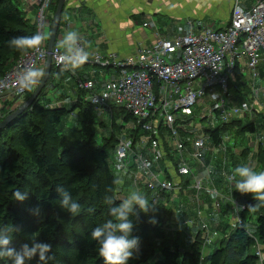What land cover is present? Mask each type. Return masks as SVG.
I'll return each mask as SVG.
<instances>
[{"label":"trees","instance_id":"1","mask_svg":"<svg viewBox=\"0 0 264 264\" xmlns=\"http://www.w3.org/2000/svg\"><path fill=\"white\" fill-rule=\"evenodd\" d=\"M23 15L16 0H0V78L10 68V62L12 64L20 54L34 48L36 39L24 40L19 44L13 42L20 37L36 38L34 22L31 23ZM238 70L236 67L234 80L229 81L230 93L234 94L238 103L249 102L250 89L242 81ZM104 72L108 73V70ZM58 76L59 72L51 65L49 79L40 95H44L48 86L54 85L53 81ZM76 93L78 102L72 108L52 106L44 96L41 105L37 106L35 102L39 100V95L22 116L0 131V225L19 224L23 227L22 234L14 240L17 247L29 242L30 238L50 243L53 246L54 264H104L98 254V245L91 238V231L111 219L104 196L110 195L119 203L126 197L117 196L118 183L126 186L128 180L118 181L115 175L112 152L115 149L117 127L110 124L111 130L104 137V143L101 141L99 146L96 145L93 131L96 110L84 102L83 91L77 89ZM43 100H48V103L44 104ZM57 100L61 101L60 98ZM75 109L82 133L81 144L78 148L60 151L64 142L61 131L67 123L66 117ZM123 114L120 111V116ZM258 115L255 109L257 119L234 118L228 124L204 132L213 146L227 148L225 157L232 159L229 165L224 166L223 156L215 160L219 153L215 155L209 150L206 156L208 161L212 160V189L223 193L217 198L218 209L213 210V199L203 192L199 197L205 201V208L194 207V211L187 209L191 215L183 211L179 204L187 205L188 199L194 205L195 202L192 200L194 191L189 190L193 175L182 178L185 192L164 197L155 205L156 209L147 214L141 212L138 217H130L135 224L133 235L139 236L141 241V254L130 264H264V201L254 200L253 196H249L250 193L241 194L238 200L226 194L227 189L239 179L234 174L235 168L246 166L248 162L252 163L251 168L256 166V170L264 171V114ZM128 119L129 116L124 117L125 121ZM111 120L115 123V109ZM261 134L263 141L257 143L255 153L250 147V138ZM235 151L239 155L235 156ZM168 152L170 156L171 152ZM183 156L187 158L185 163L188 166L193 165L196 170L200 168L188 159V153ZM253 156L256 157L254 163L251 161L255 159ZM170 159L174 166L178 165L177 158L170 156ZM225 175L234 177L231 185L226 184ZM58 185L66 187L73 199L79 202V214L71 215L61 208L56 192ZM17 188L30 192L26 201H15L12 194ZM138 188L149 201L142 185ZM237 193L234 191L232 197L237 198ZM223 197L228 200L220 202ZM170 198L174 201L173 208L163 204L168 203ZM90 207L94 209L92 213L87 212ZM37 208L39 215L32 211ZM175 210H178L177 214H174ZM210 210L215 213L210 214ZM200 211L206 216L204 222L209 234L201 238L199 234L192 241L193 231L183 226L184 221L196 217ZM235 212L240 215L236 223L233 220L236 218ZM152 217L157 221L155 224L148 222ZM204 237H208L210 242L205 243ZM202 245L210 248L206 255ZM32 264H36L35 259Z\"/></svg>","mask_w":264,"mask_h":264},{"label":"built area","instance_id":"2","mask_svg":"<svg viewBox=\"0 0 264 264\" xmlns=\"http://www.w3.org/2000/svg\"><path fill=\"white\" fill-rule=\"evenodd\" d=\"M229 2L230 21L222 29L209 23L195 26L186 21L173 29L170 38L158 34L153 20H145L141 26L153 31L156 39L150 46L137 44L127 56L87 50L83 39H78L66 51L58 41L50 52L57 72H70L72 64L112 72L102 81L77 78L75 85L84 92V102L95 108L97 116L109 113L112 118L114 109L124 113L116 117L121 122L118 126L115 124L118 129L113 153L115 175L118 181L128 180L127 186L135 191H140L138 187L142 185L149 201L155 205L165 195L173 197L185 192L182 178L192 175L185 161L174 166L168 157L170 151L180 157L188 153V159L202 170L205 181L193 177L189 187L195 191L192 200L197 208L206 207L199 197L206 192L213 199L216 207L213 210L218 209V192L211 189L212 160L208 161L206 156L209 150L216 154L225 153L227 148L213 146L205 131L194 127V122L198 123L196 109H202V119L215 118L219 125L228 124L234 118H254L258 93L255 92L256 101L234 105L229 81L240 63V71L247 72L253 84L259 77L260 67L264 71V0H250L248 6L241 0ZM23 5V9L30 6L35 12L36 42L0 78V101L12 98L16 102L31 93L41 79L48 55V38L44 32L49 17L54 14L52 0H23ZM125 116H129L126 121ZM0 119H3L1 106ZM127 157L129 165H125ZM233 180L232 175L227 177L229 185ZM170 200L163 204L168 207ZM205 217L200 211L196 217L184 221L183 226L193 231L192 241L196 231L209 234ZM235 217L236 223L239 219ZM193 225L197 226L195 230L191 229ZM204 238L205 243L210 242L208 237Z\"/></svg>","mask_w":264,"mask_h":264},{"label":"crops","instance_id":"3","mask_svg":"<svg viewBox=\"0 0 264 264\" xmlns=\"http://www.w3.org/2000/svg\"><path fill=\"white\" fill-rule=\"evenodd\" d=\"M16 2L25 17L33 23L34 21H32L33 18L31 14L34 11L30 10V6L23 9V0H16ZM66 2L67 12L65 16L62 13L56 38V42L59 41L62 44V49L65 51L68 49V46L65 44L64 38L69 32H75L78 39H83L85 41V48L87 50L93 49L105 54L127 56L134 51L137 44L150 46L155 41V33L141 26L145 20L154 19L153 21L155 22V16H160L162 21L165 20L162 12L157 10L158 2H156V0H66ZM241 2L247 6L250 4V0H241ZM198 6V14L209 10L210 19H203L205 17H202L200 19H188L184 22L190 21L195 26H198L200 23H209L216 29H222L229 23L231 17V4L229 0H199ZM90 10L95 21L85 23L86 20H84L83 16L90 14ZM157 28L159 35L170 38L173 37V29L169 35H165L161 34L158 25ZM87 29H89L90 32L86 33ZM241 67L242 63L238 65V71L242 76V81L250 89L249 103L253 100L256 101L255 92H257L259 95L257 101L258 105L256 107L257 115L258 113L264 114V71H262V67H260L259 77L253 84L247 72L240 71ZM43 71L44 68L42 73ZM110 75H112V72L105 73L101 70H94L90 66L81 68L78 65H72L70 72H59L58 78L53 81L54 85L48 86L44 90V94L46 95L44 97L51 100L52 106H71L78 102L75 79H97L102 81L107 79ZM230 80L233 81L234 77H231ZM50 90L52 93H49ZM50 94L54 95L52 99ZM230 94L234 105H236L238 101L235 99L232 92ZM57 98H60L61 101L58 102ZM15 101L16 102H14L12 98L0 101L3 119L11 111H14L26 101L25 96ZM245 102L246 101L243 103ZM253 117L254 119L258 118L255 116V112ZM3 119H0V121ZM245 119L250 118L247 117ZM250 144L253 147L254 144H252V142H250Z\"/></svg>","mask_w":264,"mask_h":264},{"label":"clouds","instance_id":"4","mask_svg":"<svg viewBox=\"0 0 264 264\" xmlns=\"http://www.w3.org/2000/svg\"><path fill=\"white\" fill-rule=\"evenodd\" d=\"M29 39L36 38L20 37L13 42L19 44ZM77 40L75 32H69L64 38L69 49ZM234 174L239 177L233 185L235 191L241 194L252 193L254 200L264 201V171L256 172L250 167L240 166L235 168ZM56 192L63 210L71 215L80 213L81 205L73 199L72 193L66 187L58 185ZM29 194L30 192L17 188L12 195L15 201L24 202ZM104 203L108 206L111 219L93 228L91 238L98 245V254L103 258L104 264H130V261L138 259L141 254L140 237L133 235L135 224L130 217H138L141 212L147 214L154 209L155 204L135 190L119 203L112 196L105 195ZM32 211L39 215L38 208ZM93 211L91 207L87 209L88 213ZM148 222L155 224L157 221L152 217ZM22 232L23 227L19 224L0 225V264H32L34 259L36 264H54L53 246L50 243L30 238L29 242L21 243L17 247L14 240Z\"/></svg>","mask_w":264,"mask_h":264},{"label":"rangeland","instance_id":"5","mask_svg":"<svg viewBox=\"0 0 264 264\" xmlns=\"http://www.w3.org/2000/svg\"><path fill=\"white\" fill-rule=\"evenodd\" d=\"M210 1H212V0H210ZM156 2H158L157 3V10L162 12L163 17L165 19L164 21H162V18L160 16H155V22L159 26L161 34L169 35V33L172 31V29L179 28L180 26H182L185 23L184 21L188 20V19H200L202 17H205L203 19H210L209 10L208 11H204L201 14H198L199 9H197V7H199L198 6L199 0H156ZM66 7H67V2H65V6H64V11H63V15L64 16H65V13L67 12ZM53 10H54V7L51 8V11H53ZM90 12H91V10H90ZM34 16H35V12H33L31 14L32 18H34ZM83 17H84V20H86L85 23H89L90 21H95L94 18H93L92 12L90 14L84 15ZM49 31H50V29H48V28L45 30V38H49ZM88 32H90L89 29L86 30V33H88ZM162 37H164V36L162 35ZM17 58H15L14 60H16ZM13 63H14V61L12 62V64ZM12 64L10 62L9 66L10 65L12 66ZM79 67L82 68V67H85V66H79ZM58 92H60V91H58ZM49 93H52V91L50 90ZM31 94L32 93H28L27 94V99L31 96ZM43 96H46V95L45 94L44 95L43 94L40 95L39 96V100L37 102H35V105H37V106L41 105L40 101L42 100ZM50 96H51V99L54 97L53 94H50ZM204 101H205L206 104H209L208 98H205ZM43 102H44V104H46V103H48V100H46V101L43 100ZM50 103H51V100H50ZM72 105H71V108H72ZM236 105H240V104L237 103ZM67 107L69 108L70 106H67ZM77 114H78V111L75 109L71 114H69L66 117L65 121H67V123L64 126L65 128L62 129V131H61L62 135L64 136V138H63L64 142L60 146V151L65 150V149H70V148H78L80 146V144H81L82 133L79 131V126H78L77 118H76ZM195 115H196V117L198 119V123L194 122L195 123L194 127H196V126L200 127L201 131H210V130H213L214 128H216L217 126H219V123H218L217 119H215V118L208 117V118H206V119H204L202 121H199L200 118L202 119L203 116H204L203 112H202V109H196L195 110ZM119 116H120V111L118 109H115V123L113 122V120H111L109 113H105L102 116H97L96 120L93 119L94 120V123H93L94 124L93 125L94 130L93 131H94V134H95V136H94V140L95 141L94 142L96 143V145L99 146L101 141H102V143H104L103 142L104 137H107L109 132H110V130H111L110 129V124H112V125L116 124V126H118L120 124L121 119H118V120L116 119V117H119ZM245 120H250V119H245ZM101 123H103V125ZM250 139H251L252 144H254L252 151L256 153V149H257L256 145H257V143L260 140L263 139V135L261 134L259 136H255V137L252 136V138H250ZM237 146H238V142H237ZM250 147H252V146L250 145ZM112 153L115 154V150H113ZM225 154H227V151L225 153H219V155H216L215 160L218 159V158L222 159V156H223V159H222L223 160V164H224V166H227V165H229L230 162H232V159H227L225 157ZM234 154H235V156L239 155V152L235 151ZM170 156L175 157L177 155L176 154H170ZM170 156H168V157H170ZM254 158L255 159L251 160L252 162L256 160V157H254ZM177 159L180 161V163L182 161H186V159H185V157L183 155H182V157L177 156ZM126 160H127V162H125V165H129L128 164L129 158L127 157ZM226 161H227V163H226ZM255 165H257V164H255ZM160 166H161V164H160ZM189 166L191 167L192 175H194V176H192V178L195 177L196 179H202L203 181H205V178H203V175H202V172L200 171L201 170L200 168L196 170L193 167V165H189ZM246 166L251 168V165L248 162H247ZM209 168H210L211 173H212L211 164L209 165ZM251 169H253L256 172H260L261 171V170H259V171L256 170V166H255V168H251ZM194 170H195V173H194ZM228 176L229 175H225V178L228 177ZM211 181L212 182L214 181V177H213L212 174H211ZM226 184L228 185L229 183L226 182ZM118 186L119 187L121 186L120 182L118 183ZM232 189H233V191H231ZM132 191H134V189H132L131 187H128L127 185L126 186H122V190H117V195L121 196V197H127L130 194V192H132ZM234 191H235L234 187L232 186L231 188L227 189L226 194L229 197H231L233 200L234 199L238 200V197L241 195V193H237V198H236V196L232 197V193ZM170 193H172V191ZM193 195H195V191H194ZM218 195L221 196V195H223V193L222 192H218ZM190 196H192V195H190ZM249 196H253V194L250 193ZM223 198L220 200V202H222L223 200L224 201L228 200L225 197H223ZM170 201H171V205L169 204L167 208H173V206H174V201L172 199ZM179 205H180L179 207H183V211H186L187 209H189L191 211H194V207L197 208L196 203L194 205L193 202L190 201L189 199H188L187 205L186 204H182V203L179 204ZM212 208L216 209V207H214V206H212ZM177 211L175 210L174 214H177ZM187 213L189 214V212H187ZM209 213L213 215L215 212L210 210ZM234 214L240 220V215L236 214V212ZM189 215H191V214H189ZM196 228H197L196 225H193L191 227V229H194V230ZM199 234H200V238H201L202 237V232L198 233L196 231V234L194 236L198 237ZM202 246H203V248H205L203 250V252H204V255H206L209 252L208 249H210V248L205 247L204 245H202Z\"/></svg>","mask_w":264,"mask_h":264},{"label":"water","instance_id":"6","mask_svg":"<svg viewBox=\"0 0 264 264\" xmlns=\"http://www.w3.org/2000/svg\"><path fill=\"white\" fill-rule=\"evenodd\" d=\"M65 2L66 0H58L55 11H54V17H53L52 24H51L50 31H49V41H48V49H47L48 55H47V59L45 62L44 71L42 73L41 79L37 87L35 88V90H33L31 96L23 104H21L14 111H11L8 115L5 116L3 120L0 121V131L5 129L9 124H11L13 121H15L20 116H22L24 111L27 108H29L34 103L35 100H37L38 95L41 93V91L45 87L49 79L51 65H52L50 52L56 41V36L58 33L60 20H61L62 12L64 10Z\"/></svg>","mask_w":264,"mask_h":264},{"label":"bare ground","instance_id":"7","mask_svg":"<svg viewBox=\"0 0 264 264\" xmlns=\"http://www.w3.org/2000/svg\"><path fill=\"white\" fill-rule=\"evenodd\" d=\"M57 2H58V0H57ZM52 4H53V7H55V4L57 5V3H56V0H52ZM56 8V7H55ZM63 13V12H62ZM24 16V15H23ZM53 17H54V14L51 16V17H49V25L46 27V29L48 28V29H50V27H51V24H52V20H53ZM61 18H62V16H61ZM60 22H61V20H60ZM59 27H60V25H59ZM58 31H59V29H58ZM45 33V32H44ZM58 34V33H57ZM56 38H57V36H56ZM48 41H49V38H48V40H47V47H46V49H48ZM55 43H56V41H55ZM54 46H55V44H54ZM54 46H53V48H54ZM52 48V49H53ZM52 51V50H51ZM47 53H48V50H47ZM72 65H75V64H72ZM71 65V66H72ZM45 88V87H44ZM43 88V89H44ZM35 90V89H34ZM43 91V90H42ZM41 91V92H42ZM41 94V93H40ZM39 94V95H40ZM38 95V96H39ZM35 107V106H34ZM39 109V108H38ZM66 112V111H65ZM89 131V130H88ZM167 196H169V195H165V197H167ZM171 196V195H170Z\"/></svg>","mask_w":264,"mask_h":264}]
</instances>
